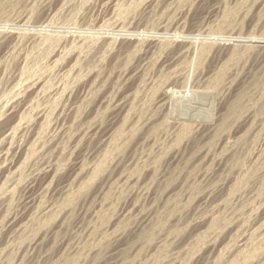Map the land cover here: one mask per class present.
<instances>
[{"label": "rangeland", "instance_id": "obj_1", "mask_svg": "<svg viewBox=\"0 0 264 264\" xmlns=\"http://www.w3.org/2000/svg\"><path fill=\"white\" fill-rule=\"evenodd\" d=\"M263 180L264 0H0V264H264Z\"/></svg>", "mask_w": 264, "mask_h": 264}, {"label": "bare ground", "instance_id": "obj_2", "mask_svg": "<svg viewBox=\"0 0 264 264\" xmlns=\"http://www.w3.org/2000/svg\"><path fill=\"white\" fill-rule=\"evenodd\" d=\"M213 38V37H212ZM247 40V39H246ZM252 45V44H251ZM202 48V47H201ZM222 126V125H221ZM122 131V130H121ZM188 131V130H187ZM123 132V131H122ZM108 161V160H107ZM103 166V165H102ZM234 166V165H233ZM264 181V180H263ZM71 200V199H70ZM68 204V203H67ZM173 207V206H172ZM238 210V209H237ZM243 211V210H242ZM161 217V216H160ZM159 220V219H158ZM168 222V221H167ZM154 226V225H153ZM166 226V225H165ZM214 227V226H213ZM161 228V227H160ZM163 228V227H162ZM215 228V227H214ZM254 254V253H253ZM260 257V256H259Z\"/></svg>", "mask_w": 264, "mask_h": 264}]
</instances>
